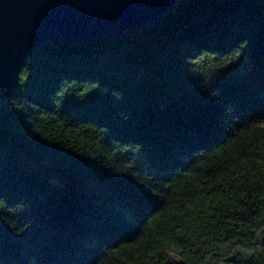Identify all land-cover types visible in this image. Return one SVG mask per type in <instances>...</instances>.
Masks as SVG:
<instances>
[{"label": "trees", "instance_id": "16d2710c", "mask_svg": "<svg viewBox=\"0 0 264 264\" xmlns=\"http://www.w3.org/2000/svg\"><path fill=\"white\" fill-rule=\"evenodd\" d=\"M0 113V264H264V0L50 40Z\"/></svg>", "mask_w": 264, "mask_h": 264}, {"label": "water", "instance_id": "95a60500", "mask_svg": "<svg viewBox=\"0 0 264 264\" xmlns=\"http://www.w3.org/2000/svg\"><path fill=\"white\" fill-rule=\"evenodd\" d=\"M178 1L0 0V99L18 86L24 56L50 40L128 34L161 18Z\"/></svg>", "mask_w": 264, "mask_h": 264}, {"label": "rangeland", "instance_id": "374dc122", "mask_svg": "<svg viewBox=\"0 0 264 264\" xmlns=\"http://www.w3.org/2000/svg\"><path fill=\"white\" fill-rule=\"evenodd\" d=\"M263 232H264L263 229H262L261 231H259L258 236L261 237V234H262ZM223 251L226 252V250H223ZM227 253H228V251H227ZM217 264H222V263L218 262ZM223 264H225V263H223ZM230 264H231V263H230ZM232 264H237V263H232Z\"/></svg>", "mask_w": 264, "mask_h": 264}]
</instances>
